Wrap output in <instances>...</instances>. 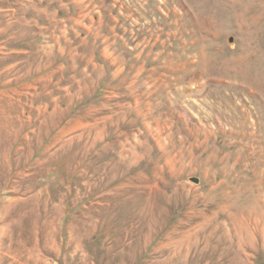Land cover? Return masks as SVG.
Returning a JSON list of instances; mask_svg holds the SVG:
<instances>
[{
    "label": "rangeland",
    "instance_id": "1",
    "mask_svg": "<svg viewBox=\"0 0 264 264\" xmlns=\"http://www.w3.org/2000/svg\"><path fill=\"white\" fill-rule=\"evenodd\" d=\"M0 264H264V0H0Z\"/></svg>",
    "mask_w": 264,
    "mask_h": 264
}]
</instances>
